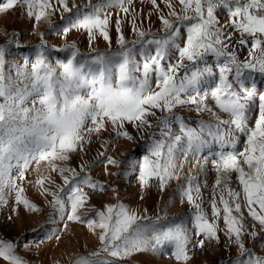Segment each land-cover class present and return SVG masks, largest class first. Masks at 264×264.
<instances>
[{"label": "snow or ice", "instance_id": "obj_1", "mask_svg": "<svg viewBox=\"0 0 264 264\" xmlns=\"http://www.w3.org/2000/svg\"><path fill=\"white\" fill-rule=\"evenodd\" d=\"M161 2L166 12L157 0H139L151 5L145 27L136 0H0V14L45 21L65 41L49 48L40 33L34 56L21 62L10 58L16 34L0 33V209L10 210L9 221L21 210L42 214L26 195L28 185L51 209L49 218L59 217L54 233L67 231L68 222L86 226L97 244L68 264H126L133 254L169 247L177 264H190L192 252L219 244L221 233L237 251L227 264H264L255 250L259 244L264 252V92L257 89V77L264 78V0ZM57 13L59 22L52 19ZM73 32L86 35L87 55L68 40ZM100 40L103 51L94 47ZM129 125L147 143L139 160L110 154L119 139L136 140ZM94 142L91 160L69 163ZM33 164L36 176L28 179ZM97 165L107 177L138 169L141 201L151 188L165 192L175 181L190 218L169 219L165 207L154 214L132 208L118 195L97 208L94 193L116 191L93 177ZM31 243L0 236V259L30 264L18 250L31 251Z\"/></svg>", "mask_w": 264, "mask_h": 264}, {"label": "bare ground", "instance_id": "obj_2", "mask_svg": "<svg viewBox=\"0 0 264 264\" xmlns=\"http://www.w3.org/2000/svg\"><path fill=\"white\" fill-rule=\"evenodd\" d=\"M174 1L177 2V0H174ZM76 2L77 3H84L85 0H76ZM157 2H158V4H160L161 8H164V5L161 2V0H157ZM136 9H137L138 14L140 11H142L144 13L143 23H144V26L147 27L148 26L147 13L151 10V5L147 4V3L140 4L139 0H136ZM164 11L166 12L167 9L164 8ZM16 17H17V20H14L12 12H9L7 14H0V33L7 31V33H9V34H11L12 32H17L18 34L21 33V35H23L22 32H25L24 34H26L28 32H33L34 35H33V33H30L32 35L30 37H28V36L26 37L25 35L23 36L25 38L21 41L22 44H28V43L34 42L33 40H40V33H44V31L46 29H48L47 23L45 21H41L37 24L34 20H30L29 18H27L25 15H23L21 13H18ZM52 19L54 21L58 22L59 21V13L54 15L52 17ZM151 20H152V23L155 25V27L153 28V30L155 31L156 29L159 28V21L157 20L155 15H153L151 17ZM125 32H126V35H128L129 39H131V33L127 27L125 28ZM49 34H51V33L49 32ZM51 35H47V34L45 35L46 40L48 42V46H50V47L62 46L64 44L65 41L61 36H57V37L55 36L56 39H52L53 37H51ZM2 39H5V38L3 35H0V40H2ZM19 40H21V36H20ZM68 40L75 41L77 43L79 50H80L82 55H87L89 53V44H88V40H87L86 35L73 32L68 37ZM18 43H20V42H18ZM94 47L98 48L99 50H105L107 45L105 44V42L103 40H100L94 44ZM112 48H113V50H115L117 48V46L115 45L114 42H113ZM21 54H22V52H21ZM16 55H15V53H12V56L10 58H14L17 60V58L15 57ZM178 114L185 116V117H188L193 121L196 119H199V117L197 116L196 113H194V112L190 113L187 110L179 111ZM203 118L207 119V116H205ZM128 130L132 135H134L136 137L135 129L132 128L131 125H129ZM140 140L141 139H139L137 137H136L135 141H128V140L119 139L116 142V144L113 146V149L110 152V154L114 155L117 159H121V160H124L125 158L139 160L142 158V156H140L142 151L139 154L140 150L136 151L134 149V147L138 143H141ZM98 144H99V142H94L90 146V151L87 153V155L81 153L79 156L75 155L74 158L76 160L77 159L81 160V158H83L84 160H91L95 156L96 150L98 149ZM130 151H131V153H130ZM146 152H147V146L145 147L144 153L146 154ZM144 153H143V155H144ZM122 154H125V155L122 157ZM33 166H35V165H33ZM111 170L113 172L117 171V169H115V168H112ZM32 174H33V172L29 173L28 179H34L35 178L36 172H34L33 176H32ZM137 174H138V169L136 172H133L131 170H127L120 177H107L103 173V165L95 166L92 170L93 177L95 179H98L101 181L112 182L114 184V188L116 189V191L114 192L112 189H109L105 193H99V192L94 193L92 195V200L90 203L92 205L93 204L98 205V204H100L99 203L100 201H101V203L103 202L104 204L116 203L117 202V195H118L120 200L121 199L124 200L126 198L125 199L127 201L126 203L129 204L132 208H140L141 210L144 208H147V209H149L150 213L154 214L157 211V209L160 207L159 205L155 204V201L161 198V197L159 198V196L157 194V193H159V191L155 187L151 188V190L145 194V199L143 201H141V199H140L141 192L138 188L137 179H136ZM57 180H59L58 177H57ZM175 183L176 182L173 181L172 185L169 187V189L166 192H168L169 194H175L178 197V194L173 191V188L175 187ZM123 185H125L127 187H128V185H130L129 186L130 189L128 190V193L125 195L126 197L122 196L121 195L122 193H120V195H119V193L117 191L118 187L123 186ZM25 187H26V195L32 201L36 202L40 207H43V213L42 214H29L26 211L21 210L20 217L18 219H16L14 217L13 221H9L7 219V217L11 213H10V210L5 207V208L0 209V218L2 219L1 224H3L5 231L14 230L17 232L18 231L22 232V231H24V229H26V230L38 229V228H41V226L43 225L44 227L41 231L33 232V234L31 236H29V238H27L28 241L34 243L33 244L34 248L35 247H42V248L46 247L47 248L48 252H47L46 256L44 257L45 259L42 261L41 264H68L69 257H71L73 254L78 253V252L83 253L87 249H92L93 247L96 246V244H97L96 237L91 232L88 231L86 226L81 225L79 223L68 222L69 227H68L67 231H58V232L54 233L53 230L59 229V227H58V225L60 224L59 217L57 216V217L52 218L55 221H57V222L53 223L52 219L49 218L50 213H51V209L48 208L44 199L37 194L35 188L30 187L28 185H25ZM153 193L156 195L153 196L152 195ZM167 202H169V201H167ZM1 230H2V228L0 227V231ZM55 234H59L61 236V239L59 241L54 238ZM50 236L53 238H48ZM85 245H87V249L84 247ZM222 245L225 247L227 245V239L225 236L222 238ZM20 249H22V245H21ZM206 250H207V257L208 258H206L205 261L212 259V257H214L215 254L217 253V247L214 244V242L207 243V249ZM255 250L256 251L259 250L261 252L260 245H257L255 247ZM262 253L263 252H261L260 254H262ZM33 255H35V254H33ZM224 255H225V253H224ZM0 264H5V262L2 259H0ZM126 264H159V263L157 261H155L154 259H152V257L149 256L146 252H143V253L133 254L130 258H128Z\"/></svg>", "mask_w": 264, "mask_h": 264}, {"label": "rangeland", "instance_id": "obj_3", "mask_svg": "<svg viewBox=\"0 0 264 264\" xmlns=\"http://www.w3.org/2000/svg\"><path fill=\"white\" fill-rule=\"evenodd\" d=\"M172 3H176V1H174V0H172ZM12 14H13V17H14V20H17V14L18 13H14V12H12ZM16 14V15H15ZM228 19V17H227V15H222L221 17H220V20H221V22L223 23L224 21H226ZM59 22V21H58ZM48 32V33H47ZM12 33H17V32H12ZM23 33V35H21V33H17L16 34V37H15V43L11 46V52L12 53H15V57L17 58V60H19V61H21L22 62V60H23V57L25 56V55H28V56H34V51H35V47H33V46H35V45H37V44H39L40 43V40H33L34 42H31V43H28V44H22L21 43V41L25 38V37H23L24 35L27 37H30V36H32L30 33H33V32H28V33H26V34H24L25 32H22ZM44 34L46 35H51V34H49V31H48V29H46L45 31H44ZM33 35H34V33H33ZM20 36H21V40H19L20 39ZM58 36V35H51V37H53L52 39H56V37ZM23 37V38H22ZM45 38V40H46V36L44 37ZM5 39H2V40H0V43H4L5 41H4ZM47 41V40H46ZM17 42V43H16ZM18 42H20V43H18ZM22 44V45H21ZM47 44H48V42H47ZM63 46V45H62ZM49 48H52V47H50V46H48ZM17 49V50H16ZM24 51V52H23ZM29 51V52H28ZM101 51H103V50H101ZM21 52H22V54H21ZM33 53V54H32ZM65 55V54H64ZM64 55H63V53L62 54H59V56H60V58H63L64 57ZM19 58H18V57ZM23 56V57H22ZM257 89H258V92H264V78H260V77H257ZM256 103L258 104V99L256 100ZM110 134H106V136H109ZM136 137L137 138H139V139H141L140 138V136L138 135V134H136ZM122 139V138H121ZM124 140V139H123ZM140 142L141 143H138L135 147H134V149L136 150V151H139V154H140V152L142 151V153L140 154V156H143V153L145 152V147L147 146V143L144 141V140H140ZM146 143V144H145ZM138 147V148H137ZM241 147H242V145H241ZM96 152H97V150H96ZM127 153V152H126ZM125 153V154H126ZM130 153H131V151H130ZM124 154V155H125ZM95 155H96V153H95ZM124 155H122V157L124 156ZM144 155H145V153H144ZM94 156V155H93ZM75 155L73 156V159L69 162L71 165H73V166H75V165H78L79 163H80V161L81 160H76L75 158ZM34 165V164H33ZM32 165V166H33ZM33 168V171H31L30 173H32L33 172V174H34V172H35V166H33L32 167ZM209 168H210V165H209ZM33 174H32V176H33ZM29 175V174H28ZM213 179H214V176H213V174L211 173V171H209V175H208V182H209V184H211L212 183V181H213ZM57 182L59 183L60 182V180H57ZM113 184V183H112ZM113 186H114V184H113ZM130 185H128V187H129ZM235 186V185H234ZM127 186H125V185H123V186H119L118 187V189H117V191H118V193H119V195H120V193H122L121 195L122 196H124V197H126L125 195L128 193V190L130 189V187L128 188ZM111 189V188H110ZM121 190V191H120ZM124 190V191H123ZM125 193V194H124ZM158 194V196H159V198L160 199H158V200H156L155 201V204H157V205H159L160 207H165L166 208V210H167V212H168V217H169V219H173L174 217H175V219H177V221H179L181 218H184V219H188V218H190V215H191V210H190V207H189V205L186 203H183V204H181L180 203V201H179V197H177L175 194H169L168 192H160L159 191V193H157ZM153 196L154 195H156V194H152ZM161 195V196H160ZM166 196V197H165ZM126 199V198H125ZM122 200L121 199V201L123 202L124 201V203L125 204H127L126 202V200ZM207 199H208V193H206L205 194V206H207ZM167 201H169V202H167ZM159 202V203H158ZM100 204H98V205H95V204H93V205H95L97 208H101L103 205H104V203L102 202L101 203V201L99 202ZM154 203V202H153ZM127 205H129V204H127ZM130 206V205H129ZM42 209H43V207H41ZM143 210V209H142ZM173 211V212H172ZM172 216V217H171ZM1 221H2V219L0 218V227L2 228V230L0 231V236H2V237H5V238H7V239H10V240H16L17 238H20V237H22V236H24V237H26V238H29V236H31L32 234H33V230H26V229H24V231H22V232H17V231H14V230H10V231H5V228H4V226H3V224H1ZM57 222V221H56ZM191 225H189V227H190ZM58 227H59V229L61 228V225L59 224L58 225ZM15 237V238H14ZM224 237V235L221 233L220 234V242H219V244H217L215 241H213L214 242V244L216 245V247H217V253L215 254V256L214 257H212V259H209V260H207V261H205V259L206 258H208L207 257V243L208 242H206V244H205V247L203 248V249H199V248H197V249H195L193 252H192V255H193V259L190 261V264H227V262H228V260H229V258L231 257V258H235L236 257V255H237V251H236V248L235 247H232L231 249H228L227 247H225V246H223L222 245V238ZM28 240V239H27ZM252 241H247V245L249 246V247H252V243H251ZM34 243H32L31 245V251H28V250H26L25 251V249L23 248V246H22V249H19L18 251L20 252L19 253V255H21L24 259H26L27 261H29L30 262V264H41L42 263V261L45 259L44 257L46 256V254H47V252H48V250H47V248L45 247V248H42V247H35L34 248V245H33ZM257 245H259V244H257ZM256 245V246H257ZM191 247V246H190ZM35 249V250H34ZM37 249V250H36ZM39 249V250H38ZM169 249L171 250V248L169 247ZM168 249V250H169ZM166 250L163 254H161L160 252H156V253H152V252H146L149 256H151L152 257V259H154L155 261H157L159 264H177V262L175 261V259H174V257L171 255V251L169 250ZM219 250V251H218ZM25 251V252H24ZM168 251V252H167ZM222 251V252H221ZM204 252V253H203ZM258 253H261L259 250L257 251ZM169 253V254H168ZM222 253V254H221ZM224 253H225V255H224ZM33 254H35V255H33ZM203 255V256H202ZM217 255V256H216ZM262 255H264V252L262 253ZM157 257V258H156ZM225 259V260H224ZM221 260V261H220ZM198 262V263H197Z\"/></svg>", "mask_w": 264, "mask_h": 264}]
</instances>
